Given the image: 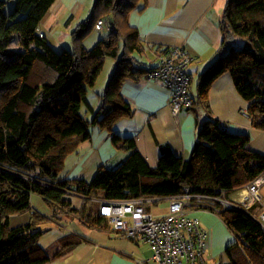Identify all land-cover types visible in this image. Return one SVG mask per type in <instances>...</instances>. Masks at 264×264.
I'll return each instance as SVG.
<instances>
[{"label":"trees","instance_id":"1","mask_svg":"<svg viewBox=\"0 0 264 264\" xmlns=\"http://www.w3.org/2000/svg\"><path fill=\"white\" fill-rule=\"evenodd\" d=\"M55 2L0 0V264H51L84 242L95 243L73 233L42 248L39 240L44 231L38 226L48 218L33 208L34 194L55 213L59 209L76 214L89 229L138 245L145 243L114 230L97 208L89 213L86 208L76 210L65 195L83 197L87 203L134 201L179 196L191 188L194 194L210 197L225 190L229 199L235 190L264 174V155L249 149L251 136L233 133L213 117L199 129L189 159L166 148L157 166L151 167L135 140L115 132L119 121L135 111L122 94L124 83L140 78L148 81L147 75L170 52L163 51L157 67H143L139 59L145 44L129 16L143 11L146 0H95L91 15L71 34L72 51L60 53L40 29ZM100 19L105 27L97 30ZM219 27L218 55L200 74L190 110L204 106L210 112V91L219 78L229 74L249 105L252 126L264 131V0H228ZM93 31H107L108 36L88 50L84 42ZM14 35L22 51L8 50ZM107 58L116 60L117 66L105 91L98 95L100 106L95 110L87 95ZM95 126L108 131L115 148L130 155L114 170L100 168L91 182L61 179L66 159L92 138ZM260 210L258 204L249 212L254 216ZM25 215L30 218L27 223L10 225L12 218ZM219 217L236 239L226 250L230 264H264V225L234 209Z\"/></svg>","mask_w":264,"mask_h":264},{"label":"crops","instance_id":"2","mask_svg":"<svg viewBox=\"0 0 264 264\" xmlns=\"http://www.w3.org/2000/svg\"><path fill=\"white\" fill-rule=\"evenodd\" d=\"M94 2L95 0H56L41 21L42 34L48 39L64 37L58 32L60 22H50L52 16L59 13L70 17L65 25L64 35L69 29L74 31L91 15ZM227 3L228 0H146L143 11H134L129 16L130 25L139 32L145 44V52L139 58L143 67H157L166 51L184 48L193 57L188 68L191 82L193 71L199 79L200 74L218 55L222 41L219 25ZM86 42L84 45L88 49ZM147 60L150 64L145 65ZM193 93L196 95L194 91ZM122 94L135 111L132 117L119 121L115 132L121 138L135 140L138 151L151 167L157 166L166 148H170L179 157L189 159L197 143L198 131L210 117L226 124L227 129L233 133L249 134V149L264 155V131L252 126L247 115L249 105L237 92L229 74L223 75L214 83L209 98L210 112L204 106H198L194 110H181L178 116H174L170 92L144 78L126 81ZM92 107L96 110L93 105ZM129 155V152L115 148L108 131L95 126L92 128V138L82 142L68 156L60 178L91 182L100 168L114 170ZM246 195L245 186L230 194L229 199L242 204ZM260 196L263 200L261 193ZM64 199L76 210L86 208L87 213L91 210L88 207L90 203L83 197L68 193ZM91 203L98 205L93 200ZM260 205V212H263V201ZM149 209L156 217H164L169 211V201L162 198ZM96 210L99 212V205ZM188 213L209 232L207 264H230L226 250L235 244L236 239L222 219L205 210H190ZM51 216L58 219H80L78 215L66 211H59L58 216L54 212ZM19 218L22 219L21 223H25L29 217ZM86 228V233L76 232L77 235L89 237L95 243L84 242L51 264H146L151 259L146 244L147 248H141L133 241L89 229L87 226Z\"/></svg>","mask_w":264,"mask_h":264},{"label":"built area","instance_id":"3","mask_svg":"<svg viewBox=\"0 0 264 264\" xmlns=\"http://www.w3.org/2000/svg\"><path fill=\"white\" fill-rule=\"evenodd\" d=\"M103 27L105 22L100 19L96 29ZM107 29L114 31L112 26ZM192 61L193 57L187 50L175 48L167 53L157 70L147 75L148 82L170 92L174 116H178L181 110H190L195 104L196 97L191 90L188 72ZM263 186L264 174L246 186L247 195L242 204L228 199L225 190H221L218 197H210L194 194L191 188H185L182 195L165 198L169 201V211L164 217H156L148 208L161 198L95 201L99 205V215L107 219L114 230L120 231L128 239L150 246L153 254L146 264H207L209 232L188 211L205 210L219 216L226 210L234 209L253 216L249 210L262 202L260 190ZM260 217V222L264 223V211Z\"/></svg>","mask_w":264,"mask_h":264},{"label":"rangeland","instance_id":"4","mask_svg":"<svg viewBox=\"0 0 264 264\" xmlns=\"http://www.w3.org/2000/svg\"><path fill=\"white\" fill-rule=\"evenodd\" d=\"M69 16L65 15V13L61 14H54L50 20L51 23H59L60 26L58 27L59 30L58 32L63 34L64 37L59 38V36L55 37V39H49L50 44L52 47L57 51V52H62L63 50H71L73 49L72 46V41H71V32L73 31L72 29H69L66 31V34L64 35V29L65 25L69 20ZM108 36L107 31H102V32H96L93 31L86 39V45L89 47V49H92L96 43L101 39L105 38ZM18 36L14 35L13 40L10 43L8 50L9 51H22V47L19 45L18 42ZM89 39V40H88ZM94 40V41H93ZM94 42V43H93ZM150 64V61H145L144 63ZM117 63L116 60L113 58H107L105 60V65H104V70L102 71L96 85L89 91L88 93V99L91 102V104L98 109L100 106V99L98 97L99 94H102L105 91V88L107 87L110 78L114 74V71L116 69ZM151 67V66H149ZM192 68H190L191 72ZM197 84H198V77H196L195 72H192V85H191V90L192 92L194 91L196 93L197 91ZM84 112V111H83ZM263 189V190H262ZM260 193L263 197V203H264V186L261 188ZM32 206L35 210H37L40 214L45 216L48 219H45L44 222L38 226L39 229L44 231V234L41 236L39 240V244L41 245L42 248L46 249L48 246H50L52 243L57 242L60 240L62 237L68 235V234H73L76 232H82L86 233L85 229L86 226L81 221V219H73L74 217H71L72 219H58V218H53L51 216L53 212L52 209L47 205V203L37 194L32 195ZM261 206V205H260ZM88 207H91L92 209H96L98 207L97 204L90 203L88 204ZM55 209V208H54ZM56 212L57 216L59 214V209ZM262 212V211H261ZM261 212H256L254 213L255 218L260 221L261 217ZM27 216V215H25ZM22 217V216H20ZM60 218V217H59ZM30 220V218H28ZM22 219L19 217H14L11 219L10 225L12 227H16L19 225H23L28 222V220L25 223H21ZM89 233V230H86ZM141 248H147L145 244H138ZM149 248V246H148ZM150 250V248H149ZM150 256H152V251L150 250ZM153 264H155L153 262Z\"/></svg>","mask_w":264,"mask_h":264},{"label":"clouds","instance_id":"5","mask_svg":"<svg viewBox=\"0 0 264 264\" xmlns=\"http://www.w3.org/2000/svg\"><path fill=\"white\" fill-rule=\"evenodd\" d=\"M260 205V204H259ZM249 216H251V215H249ZM251 217H253V216H251ZM254 219H256L257 220V218H255V217H253ZM257 221H259V220H257ZM260 222V221H259ZM260 224L261 225H264V223H262V222H260Z\"/></svg>","mask_w":264,"mask_h":264},{"label":"water","instance_id":"6","mask_svg":"<svg viewBox=\"0 0 264 264\" xmlns=\"http://www.w3.org/2000/svg\"><path fill=\"white\" fill-rule=\"evenodd\" d=\"M245 213V212H244ZM247 214V213H246ZM247 215H249V214H247Z\"/></svg>","mask_w":264,"mask_h":264}]
</instances>
